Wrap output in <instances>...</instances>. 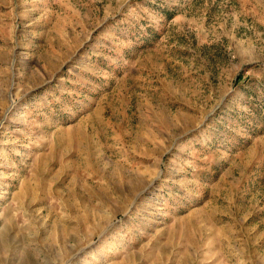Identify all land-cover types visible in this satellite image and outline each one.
<instances>
[{"label":"rangeland","instance_id":"rangeland-1","mask_svg":"<svg viewBox=\"0 0 264 264\" xmlns=\"http://www.w3.org/2000/svg\"><path fill=\"white\" fill-rule=\"evenodd\" d=\"M0 264H264V0H0Z\"/></svg>","mask_w":264,"mask_h":264}]
</instances>
